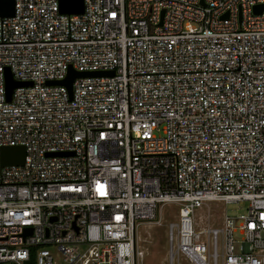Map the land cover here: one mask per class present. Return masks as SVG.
I'll list each match as a JSON object with an SVG mask.
<instances>
[{
  "label": "built area",
  "instance_id": "1",
  "mask_svg": "<svg viewBox=\"0 0 264 264\" xmlns=\"http://www.w3.org/2000/svg\"><path fill=\"white\" fill-rule=\"evenodd\" d=\"M264 0H13L0 17V264H141L140 224L168 264H264ZM28 86L6 101L5 72ZM72 69L111 75L63 81ZM248 203L200 226L207 203ZM201 221V217L198 218ZM205 236V240L202 239ZM238 236L240 240H238Z\"/></svg>",
  "mask_w": 264,
  "mask_h": 264
},
{
  "label": "rangeland",
  "instance_id": "2",
  "mask_svg": "<svg viewBox=\"0 0 264 264\" xmlns=\"http://www.w3.org/2000/svg\"><path fill=\"white\" fill-rule=\"evenodd\" d=\"M248 203L223 204L211 202L197 209L194 214V221L198 226L194 227L195 231L200 230V226L220 229L223 227V215L238 217L246 214ZM179 206L165 205L160 212V225L140 224L136 228V243L138 249L143 252L141 264H168V242L167 229L168 225L178 220ZM201 217V221H199ZM205 240V236H202ZM238 240L240 237L238 236ZM49 252L54 264H64L62 254L56 247H50Z\"/></svg>",
  "mask_w": 264,
  "mask_h": 264
},
{
  "label": "water",
  "instance_id": "3",
  "mask_svg": "<svg viewBox=\"0 0 264 264\" xmlns=\"http://www.w3.org/2000/svg\"><path fill=\"white\" fill-rule=\"evenodd\" d=\"M60 14L66 15H80L84 12V0H59ZM264 6L254 7V13L260 14ZM14 13L13 0H0V17H12ZM111 75L106 72L96 73H80L72 69L68 71L67 77L63 81L48 82V86H63L65 87L70 96L72 91V84L75 79L88 78V77H103ZM28 86L26 83H20L13 79L9 69L5 72V91L6 101L9 103L12 98V93L17 87ZM25 150L22 146L18 147H5L0 150V163L1 166H22L24 163Z\"/></svg>",
  "mask_w": 264,
  "mask_h": 264
}]
</instances>
